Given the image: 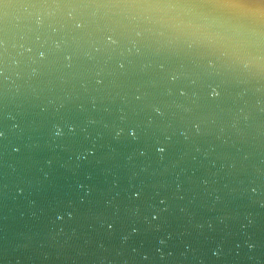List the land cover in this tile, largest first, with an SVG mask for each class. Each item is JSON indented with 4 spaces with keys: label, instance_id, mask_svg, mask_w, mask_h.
Wrapping results in <instances>:
<instances>
[{
    "label": "water",
    "instance_id": "water-1",
    "mask_svg": "<svg viewBox=\"0 0 264 264\" xmlns=\"http://www.w3.org/2000/svg\"><path fill=\"white\" fill-rule=\"evenodd\" d=\"M0 264H264V0H0Z\"/></svg>",
    "mask_w": 264,
    "mask_h": 264
}]
</instances>
